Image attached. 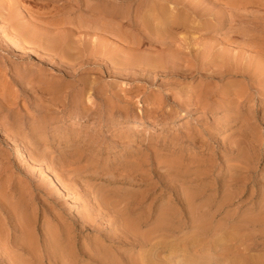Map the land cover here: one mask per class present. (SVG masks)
<instances>
[{
    "label": "rangeland",
    "instance_id": "rangeland-1",
    "mask_svg": "<svg viewBox=\"0 0 264 264\" xmlns=\"http://www.w3.org/2000/svg\"><path fill=\"white\" fill-rule=\"evenodd\" d=\"M82 1L0 0V264H264V0Z\"/></svg>",
    "mask_w": 264,
    "mask_h": 264
},
{
    "label": "bare ground",
    "instance_id": "bare-ground-1",
    "mask_svg": "<svg viewBox=\"0 0 264 264\" xmlns=\"http://www.w3.org/2000/svg\"><path fill=\"white\" fill-rule=\"evenodd\" d=\"M82 1V0H81ZM87 1V0H86ZM82 2H84V1H82ZM100 2V1H99ZM98 2V3H99ZM169 2V1H168ZM120 3V2H119ZM86 4V3H85ZM90 4H91V2H90ZM89 4V5H90ZM103 4H105V3H103ZM92 5V4H91ZM98 5V4H97ZM99 5H100V3H99ZM114 5V4H113ZM116 5V4H115ZM114 5V6H115ZM120 5V4H119ZM93 6V5H92ZM109 6H110V4H109ZM113 6V7H114ZM118 6V5H117ZM116 6V7H117ZM132 6V5H131ZM86 7V6H85ZM119 7V6H118ZM121 7V6H120ZM124 7V6H123ZM90 8V7H89ZM96 8V7H95ZM100 8H103L102 6L100 7ZM99 8V9H100ZM147 8V7H146ZM91 9V8H90ZM92 9H93V7H92ZM120 9V8H119ZM119 9H118V12H119ZM121 9H123V8H121ZM87 10H88V7H87ZM107 10H109V9H107ZM113 10V9H112ZM112 10L110 11V12H112ZM115 10H116V8H115ZM100 11H103V9H100ZM117 11V10H116ZM86 12V11H85ZM110 12H109V14H110ZM120 12H121V10H120ZM122 13V12H121ZM91 15V14H90ZM120 16H122V14L120 15ZM101 17V16H100ZM116 17V16H115ZM69 19V18H68ZM70 20V19H69ZM100 20H101V18H100ZM99 20V21H100ZM103 20V19H102ZM175 20V19H174ZM186 20V19H185ZM71 21V20H70ZM179 21V20H178ZM177 21V22H178ZM181 21V20H180ZM188 21V20H187ZM54 22V21H53ZM66 22V21H65ZM95 22V21H94ZM175 22V21H174ZM58 23V22H57ZM96 23H97V21H96ZM98 24V23H97ZM102 24V23H101ZM100 24V26H102ZM83 25H84V23H83ZM62 26H65V25H62ZM77 26V25H76ZM79 26H81L80 25V23H79ZM79 26H77L78 28H79ZM149 26V25H148ZM182 26V25H181ZM70 27V26H69ZM71 27H72V24H71ZM96 27H97V25H96ZM75 28V27H74ZM73 28V29H74ZM146 28V27H145ZM149 29V27L147 28V30ZM54 30H55V28H54ZM53 30V31H54ZM60 30H62V29H60ZM67 31V30H66ZM70 31V30H69ZM74 31V30H73ZM78 31V30H77ZM151 31V30H150ZM149 31V32H150ZM161 31H162V29H161ZM68 32V31H67ZM20 33H21V35H24V36H29L30 37V39L32 40V41H39V40H43V41H45V46H47V47H51L52 49L53 48H57V49H59V50H62V51H64L65 52V54H67V55H69L68 53L69 52H72L73 50L72 49H74V47H77V43H76V46L75 45H73V41L71 40V38H69V37H67V36H60V34H59V36L58 37H55V36H52L51 35V37L50 36H47V37H44V36H41V35H39L37 32H35V31H27L26 29H24L23 27L22 28H20ZM69 33V32H68ZM78 33V32H77ZM163 33V32H162ZM67 35V34H66ZM14 36V35H13ZM82 36V35H81ZM85 36V35H84ZM24 38V37H23ZM79 38V37H78ZM81 38V37H80ZM193 40V39H192ZM12 41V40H11ZM75 41V40H74ZM86 41V40H85ZM191 41V40H190ZM16 43H18V42H16ZM120 43V42H119ZM133 43V42H132ZM131 43V44H132ZM10 44H12V43H10ZM134 44V43H133ZM16 44H15V42H14V45L13 46H15ZM90 45V44H89ZM79 46L81 47L82 46V44L80 45V43H79ZM78 46V47H79ZM86 46V45H85ZM131 46V45H130ZM18 47H21V45L20 46H18ZM79 47V48H80ZM84 47V46H83ZM88 47V46H87ZM108 47V46H107ZM132 47V46H131ZM133 47H135V46H133ZM15 48H17V45H16V47ZM19 49V48H18ZM78 49V48H77ZM82 49V48H81ZM133 50H134V48H132ZM24 50V49H23ZM78 50H80V49H78ZM77 50V51H78ZM106 50V49H105ZM202 50V49H201ZM221 50V49H220ZM234 50V49H233ZM130 51L131 52H129V53H133L132 52V50H131V48H130ZM63 52V53H64ZM116 52V51H115ZM143 53V52H142ZM225 53H227V52H225ZM65 54H63V55H65ZM71 54V53H70ZM73 54V53H72ZM77 54V53H76ZM106 54V53H105ZM124 54V53H123ZM127 54V53H126ZM134 54V53H133ZM150 54V53H149ZM93 55V54H92ZM127 55H129V54H127ZM228 55V54H227ZM236 55V54H235ZM73 56H75V55H73ZM124 56V55H123ZM134 56V55H133ZM133 56H131V54L129 55V56H127V57H125V58H121L120 56H116V58L114 59V63H122L123 65H125V66H128V68H130L131 66H134L135 64H136V62H137V59L136 58H134ZM245 56V55H244ZM66 57H68V56H66ZM72 57V56H71ZM227 57H229V56H227ZM227 57L225 56V58L227 59ZM222 58V57H221ZM224 58V59H225ZM233 58V57H232ZM244 58V57H243ZM223 58H222V60L225 62L226 60H224ZM235 59V58H234ZM155 60V59H154ZM228 60V59H227ZM149 61V60H148ZM245 61V60H244ZM249 61V60H248ZM227 62V61H226ZM225 62V63H226ZM233 62V61H232ZM113 65V64H112ZM161 65V64H160ZM172 66V65H171ZM241 66V65H240ZM118 68V67H117ZM137 68V67H136ZM142 68V67H141ZM127 69V68H126ZM252 69V68H251ZM214 71V70H213ZM110 73V72H109ZM138 122H133V126H138ZM21 146V145H20ZM16 148H17V146H16ZM24 152V151H23ZM16 155L19 157L20 155H22V151H21V148L20 147H18L17 148V150H16ZM51 176V175H50Z\"/></svg>",
    "mask_w": 264,
    "mask_h": 264
}]
</instances>
